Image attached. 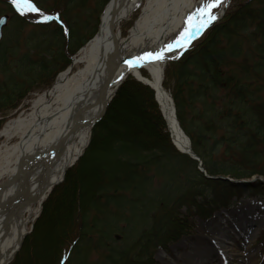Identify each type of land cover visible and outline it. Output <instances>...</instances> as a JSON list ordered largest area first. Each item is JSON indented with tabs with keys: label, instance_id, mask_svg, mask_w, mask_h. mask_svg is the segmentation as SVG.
Segmentation results:
<instances>
[{
	"label": "trees",
	"instance_id": "trees-1",
	"mask_svg": "<svg viewBox=\"0 0 264 264\" xmlns=\"http://www.w3.org/2000/svg\"><path fill=\"white\" fill-rule=\"evenodd\" d=\"M107 1L31 0L55 19L33 23L21 44L17 34L28 21L9 17L4 31L16 32L7 35L11 48L0 41V125L28 92L49 88L70 65L97 31ZM162 85L207 176L171 143L152 89L128 76L8 264H148L154 249L189 228L190 217L206 218L242 193L264 194V182L225 178L264 180V0H232L165 64ZM102 152L110 158L93 163Z\"/></svg>",
	"mask_w": 264,
	"mask_h": 264
},
{
	"label": "bare ground",
	"instance_id": "bare-ground-1",
	"mask_svg": "<svg viewBox=\"0 0 264 264\" xmlns=\"http://www.w3.org/2000/svg\"><path fill=\"white\" fill-rule=\"evenodd\" d=\"M144 1V2H143ZM213 11L220 15L223 6ZM202 0H114L109 2L101 16L97 33L73 57L72 66L58 74L49 88L44 89L29 102V108L10 118L0 129V264H6L17 250L29 224L40 210L43 200L58 182L66 168L86 148L91 123L97 118L118 84L126 75L143 77L156 89L157 99L168 123L171 141L176 149L189 151L188 136L180 126L169 93L163 88L164 63L178 55L183 48L166 52V59L129 67L126 61L145 51H158L171 43L185 27L186 16ZM142 6L140 15L126 37L115 30L114 23ZM198 33H194L193 36ZM80 65V66H78ZM78 66L75 70L73 67ZM142 69L147 75L142 73ZM24 150V151H23ZM25 157L16 177L18 160ZM249 214V212H248ZM241 206L238 213L223 217L203 227V235L217 232L220 237L238 236V240L260 225ZM184 252L169 254L175 263L203 264V259L215 255L217 264L222 258L214 249L216 240L198 237L188 239ZM236 239H234L235 241ZM235 241V242H238ZM206 244V245H205ZM235 255L250 262L249 246ZM221 258V259H220ZM235 258V256L233 257ZM165 264V263H161Z\"/></svg>",
	"mask_w": 264,
	"mask_h": 264
},
{
	"label": "rangeland",
	"instance_id": "rangeland-1",
	"mask_svg": "<svg viewBox=\"0 0 264 264\" xmlns=\"http://www.w3.org/2000/svg\"><path fill=\"white\" fill-rule=\"evenodd\" d=\"M109 1V0H108ZM107 1V2H108ZM231 1H229V4L226 8V10L230 7ZM106 2V3H107ZM92 4V2H90ZM10 6L13 9H10ZM103 10V9H102ZM225 10V12H226ZM14 12L19 16L25 19L27 22V25L22 28L20 31V38L18 36V41L21 44L24 38H26L30 31L31 28L34 26L33 23L39 22L42 20V16L39 13H27L25 15H21L19 11L13 6L12 0H0V15L1 14H8L9 17L11 18ZM102 12V11H101ZM101 12L98 20V26L101 18ZM40 13L43 15L49 16V14L43 12L40 10ZM140 15V13H139ZM138 15V16H139ZM10 21V20H9ZM8 21V23H9ZM7 23V25H8ZM124 27V24L121 26ZM10 34L9 31H3V37L5 39L3 40V43L6 47H8L11 42L8 40V37L13 36L14 33L16 32V28L11 27L10 28ZM128 33V31H127ZM9 36L7 37V35ZM86 35V34H85ZM127 35V34H126ZM93 37V36H92ZM91 37V38H92ZM87 39L83 45H81L76 52L71 56L72 60L71 63L73 62V57L78 54L79 50L87 44V42L91 39ZM26 42V41H25ZM24 42V44H25ZM13 44H11L8 48H11ZM21 46V45H20ZM23 47V46H22ZM23 52V50H19V55ZM70 66V65H69ZM72 66V65H71ZM80 66V65H78ZM78 66L73 67V70H75ZM67 69V68H66ZM64 69V70H66ZM62 70V71H64ZM62 71H59L61 73ZM57 74V76H58ZM18 76V75H16ZM56 76V78H57ZM4 76L1 75L0 73V79H3ZM55 78V79H56ZM55 81V80H54ZM37 85V84H36ZM45 88L41 87L40 85L35 86L32 91L28 92V97L25 98L22 102V104L15 110L8 111V114L5 115L4 118L6 120L0 125L1 127L12 117L18 115L19 113H23L27 111L29 108V102L30 100L35 96V94L40 93L43 91ZM0 140H3L0 139ZM111 154L107 152H102L98 153L95 157V160L93 163H101L104 161H107L110 158ZM229 179L230 181L237 182V183H246V184H255L257 182H264V180L261 178V176L254 175L251 176L248 179H235L231 177H225ZM49 193V192H48ZM48 196V195H47ZM47 198V197H46ZM232 202L230 203L229 206L225 208H221L219 210H216L212 213V215H209L206 218H197V217H190L188 220V226L189 228L186 229L183 233L180 235H177L176 238H174L171 241L166 242V245L164 247L156 248L152 251L151 254V259L148 262V264H161L162 262L165 264H186L184 260L188 259V252L189 251V246H192V244H188V248L184 250L183 245L187 244L189 241L188 239L193 238V237H198L204 243L206 242L207 238H211L215 241L214 244V249L217 251L216 253L218 254L219 257L222 258V264H264V250L261 242L264 241H259L261 237H264V194H258V195H250L249 193H242L240 196H235L231 200ZM43 204V203H42ZM243 206L244 210L248 215H253L254 218H256L259 222L260 225L253 226V229L245 236L244 239H241L240 241L237 239L238 236L232 235V236H225V237H220V234L217 232H213L211 234H206V236L203 235V227L205 225H209L211 222H213L215 219H219L221 223L223 224L222 226H225V222L223 217H228V215H233L234 213L239 214L240 207ZM182 212L185 211V208L180 209ZM31 224V223H30ZM29 224V228H30ZM54 222L51 220L50 223H48V230L49 231L51 227H53ZM51 225V226H49ZM118 240L120 239L119 236L117 235L116 237ZM238 240V242H235ZM206 245V244H205ZM249 246V250L251 251L252 259L250 262H245L237 258H241V256H236L235 252H238L239 250H243ZM42 247V246H40ZM186 248V245H185ZM178 249V252H184V260L181 262L175 263L174 260L170 257L169 254L176 253V250ZM235 256V258H233ZM215 255H210V257H206L203 259V264H217V262H214L213 258H215ZM237 257V258H236ZM220 258V259H221Z\"/></svg>",
	"mask_w": 264,
	"mask_h": 264
},
{
	"label": "snow or ice",
	"instance_id": "snow-or-ice-1",
	"mask_svg": "<svg viewBox=\"0 0 264 264\" xmlns=\"http://www.w3.org/2000/svg\"><path fill=\"white\" fill-rule=\"evenodd\" d=\"M13 6L20 12L21 15L27 13H39L42 20L39 22H46L55 17L43 15L40 10L31 2V0H12ZM224 0H202L193 12L189 13L184 21L185 27L174 38V40L165 45L158 51H145L141 55L133 57L126 61L129 67H139L147 63L155 61H163L166 59V52H171L174 48H187L191 43L194 33H199L217 18V14L213 11L223 5Z\"/></svg>",
	"mask_w": 264,
	"mask_h": 264
},
{
	"label": "water",
	"instance_id": "water-1",
	"mask_svg": "<svg viewBox=\"0 0 264 264\" xmlns=\"http://www.w3.org/2000/svg\"><path fill=\"white\" fill-rule=\"evenodd\" d=\"M229 1H230V0H227L226 5H225V7H224L223 10H222L221 16L224 14V12H225V10H226L228 4H229ZM109 2H114V0H110ZM107 4H108V3H107ZM103 11H104V10H103ZM102 14H103V12L101 13V16H102ZM127 18H128V16L124 17L120 24L118 23V19H116V21H115V23H114V31H113V33H112V36H111V39H110L111 41H110V43L108 44V46H109V45L114 41V39H115V35H116V34H115V30H119V29L121 28V26L124 24V22H125V20H126ZM7 21H8V15L4 14V15H1V16H0V39H1V37H2V30H3V28L7 25ZM97 31H98V30H97ZM194 38H195V36L191 39V42L194 40ZM178 56H179V55H178ZM178 56L173 57L172 59H175V58H177ZM133 76H134V75H133ZM125 78H126V76H122V77H120V78L118 79V84H117V86H116L115 91L113 92L112 96L108 99V101L104 104V106H103V108H102V111H101L100 115H99L97 118H95V119L93 120V122L91 123V128H92V126L95 124V122H97V121L102 117V115L105 113V110H106V107H107L108 103L110 102V100H111L112 97L114 96V94H115L117 88H118L119 85L123 82V80H124ZM134 78L137 79L138 81L142 82L143 84L148 85V86L153 90V92H154V98H155L157 104L159 105V108H160L161 114H162V116H163V118H164V120H165V122H166V124H167V128H168L167 120H166V118H165V116H164V114H163L162 108H161L160 103H159V101H158V99H157V95H156V89H155V87H154L153 85H151V83H150L148 80H146L145 78H143V77L134 76ZM171 100H172V99H171ZM174 112H175V108H174ZM168 132H169V129H168ZM169 135H170V134H169ZM170 138H171V137H170ZM188 142H189V151H188V152H186V151H180V150H179V151H180L181 153H183V154L188 155L190 158L196 160V161L198 162V168H199L200 170L204 171V169H203V167H202V165H201V159H200L199 156L193 151V149H192V147H191V143H190L189 138H188ZM23 151H24V150H23ZM82 153H83V152H82ZM82 153H81V154H82ZM81 154H80V155H81ZM80 155L76 158V160L80 157ZM24 158H25V157H22V158H20V159L18 160V169H17V171H16V173H15V175H14V178L16 177V175H17V173H18V170H19L20 166L23 164V162H24V160H25ZM76 160H75V161H76ZM75 161H74V162H75ZM74 162H73V163H74ZM73 163H72V164H73ZM72 164H70L69 166H71ZM69 166H68V167H69ZM68 167H67V168H68ZM67 168H66V169H67ZM205 175H206V174H205ZM63 177H64V175L62 176V178H61L58 182H60V181L63 179ZM58 182H56V183H58ZM56 183H55V184H56ZM36 216H37V215H36ZM31 228H32V224H31L30 229H31ZM29 231H30V230H28L26 233H28ZM26 233H25V234H26ZM24 236H25V235H24ZM24 236L22 237V240H21V242H20V244H19L17 250L15 251V253L20 249ZM15 253H14V255H15ZM11 259H12V258H11ZM11 259H10V260H11ZM10 260H9V261H10ZM6 263H8V262H6Z\"/></svg>",
	"mask_w": 264,
	"mask_h": 264
}]
</instances>
